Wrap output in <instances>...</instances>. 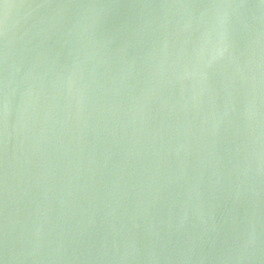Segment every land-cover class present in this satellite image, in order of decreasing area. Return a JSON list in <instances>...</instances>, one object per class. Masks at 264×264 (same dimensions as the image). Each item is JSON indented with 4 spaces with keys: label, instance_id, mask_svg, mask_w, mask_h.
<instances>
[{
    "label": "water",
    "instance_id": "1",
    "mask_svg": "<svg viewBox=\"0 0 264 264\" xmlns=\"http://www.w3.org/2000/svg\"><path fill=\"white\" fill-rule=\"evenodd\" d=\"M0 264H264V0H0Z\"/></svg>",
    "mask_w": 264,
    "mask_h": 264
}]
</instances>
